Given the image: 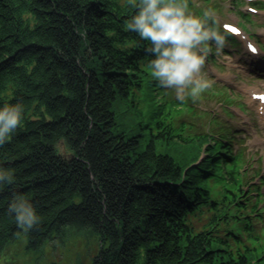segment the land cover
Returning <instances> with one entry per match:
<instances>
[{
	"label": "trees",
	"instance_id": "16d2710c",
	"mask_svg": "<svg viewBox=\"0 0 264 264\" xmlns=\"http://www.w3.org/2000/svg\"><path fill=\"white\" fill-rule=\"evenodd\" d=\"M133 11L0 0V103L25 108L0 145L14 178L0 188V255L24 234L6 203L26 192L44 216L29 248L87 230L99 241L89 264H264V174L247 180L234 129L194 132L175 118L181 101L156 96L150 42L124 27Z\"/></svg>",
	"mask_w": 264,
	"mask_h": 264
},
{
	"label": "rangeland",
	"instance_id": "374dc122",
	"mask_svg": "<svg viewBox=\"0 0 264 264\" xmlns=\"http://www.w3.org/2000/svg\"><path fill=\"white\" fill-rule=\"evenodd\" d=\"M256 1L194 0L199 9L214 11L219 27L227 21L240 32L226 34L223 51L217 52L214 47L207 57L203 74L209 81L208 88L195 96L186 94L183 100L175 89L164 88L156 95L161 99L181 101L183 106L174 111L175 118L194 132L217 131V124L238 132L241 140H236L235 148L244 151L242 169L250 168L247 180H252L257 171L264 174V99L253 94L254 91L264 93V4L248 17L249 20L239 13L250 12V5ZM246 41L252 42L257 52L248 53L244 47ZM255 180L260 181V177ZM68 233L59 239L48 240L36 249L26 247V234H22L8 244L0 261L2 264H89L98 253L96 234L87 230Z\"/></svg>",
	"mask_w": 264,
	"mask_h": 264
},
{
	"label": "clouds",
	"instance_id": "9594fccd",
	"mask_svg": "<svg viewBox=\"0 0 264 264\" xmlns=\"http://www.w3.org/2000/svg\"><path fill=\"white\" fill-rule=\"evenodd\" d=\"M127 7L134 11L124 27L150 42L145 49L151 56L148 69L163 87L175 89L182 100L186 94L195 96L209 87L203 66L214 47L217 52L224 48V35L211 8L197 14L190 10L187 0H127ZM24 113L20 101L0 103V145L11 139ZM10 173L0 167V188L14 179ZM6 212L24 234L44 221L34 197L26 192L13 193Z\"/></svg>",
	"mask_w": 264,
	"mask_h": 264
},
{
	"label": "bare ground",
	"instance_id": "6f19581e",
	"mask_svg": "<svg viewBox=\"0 0 264 264\" xmlns=\"http://www.w3.org/2000/svg\"><path fill=\"white\" fill-rule=\"evenodd\" d=\"M254 48H255V45H254ZM255 50H256V52H257V48H255ZM255 93V97L257 98L260 94H261V92H259V91H254L253 92V94ZM252 97H253V95H252ZM235 131V130H234ZM236 132V131H235ZM236 134H237V138H238V141H240L241 140V138L240 137H238V132H236Z\"/></svg>",
	"mask_w": 264,
	"mask_h": 264
},
{
	"label": "snow or ice",
	"instance_id": "6c2138e0",
	"mask_svg": "<svg viewBox=\"0 0 264 264\" xmlns=\"http://www.w3.org/2000/svg\"><path fill=\"white\" fill-rule=\"evenodd\" d=\"M249 47H250V49H251L252 51H255V49H254L253 46L249 45ZM257 98L264 99V96H258Z\"/></svg>",
	"mask_w": 264,
	"mask_h": 264
},
{
	"label": "flooded vegetation",
	"instance_id": "af4514ba",
	"mask_svg": "<svg viewBox=\"0 0 264 264\" xmlns=\"http://www.w3.org/2000/svg\"><path fill=\"white\" fill-rule=\"evenodd\" d=\"M0 264H2L1 261H0Z\"/></svg>",
	"mask_w": 264,
	"mask_h": 264
}]
</instances>
